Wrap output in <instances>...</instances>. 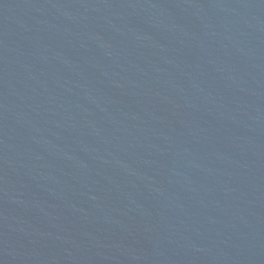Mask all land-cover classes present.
Masks as SVG:
<instances>
[{
  "label": "water",
  "instance_id": "water-1",
  "mask_svg": "<svg viewBox=\"0 0 264 264\" xmlns=\"http://www.w3.org/2000/svg\"><path fill=\"white\" fill-rule=\"evenodd\" d=\"M0 264H264V0H0Z\"/></svg>",
  "mask_w": 264,
  "mask_h": 264
}]
</instances>
